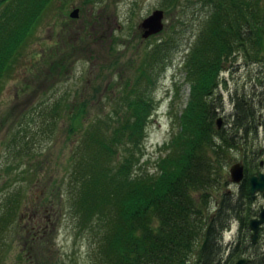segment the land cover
<instances>
[{
  "label": "rangeland",
  "instance_id": "obj_1",
  "mask_svg": "<svg viewBox=\"0 0 264 264\" xmlns=\"http://www.w3.org/2000/svg\"><path fill=\"white\" fill-rule=\"evenodd\" d=\"M74 7L79 15L72 19ZM155 9L164 11V29L142 38L139 24ZM207 12L200 0H49L0 77V206L8 193L20 195L17 217L4 234L0 264H92L95 241L77 228L65 195L61 200L56 195L79 136L70 131L75 119L67 105L85 101L77 118L83 129L121 116L124 89L152 88L140 165L153 171L188 101L183 66ZM171 33L175 46L169 59L149 60L154 43ZM220 78V129H233L238 100L250 102L257 119L255 127L238 133L239 143L225 166L226 183L213 193V205L225 192L237 199L239 185L228 176L231 164L253 159V172L264 173V58H250L237 48ZM147 80L152 84L146 85ZM251 206L256 215L264 207V194H257ZM244 233L232 219L222 242L234 247ZM259 235L257 245L247 244L243 254L237 243L232 264L240 257L264 255V226Z\"/></svg>",
  "mask_w": 264,
  "mask_h": 264
},
{
  "label": "trees",
  "instance_id": "obj_2",
  "mask_svg": "<svg viewBox=\"0 0 264 264\" xmlns=\"http://www.w3.org/2000/svg\"><path fill=\"white\" fill-rule=\"evenodd\" d=\"M200 1L209 12L183 66L189 98L153 171L140 165L153 109L152 88L124 89L121 116H108L109 121L98 120L83 129L77 118L85 101L67 105L75 119L70 131L79 136L56 195L58 200L65 195L77 228L95 241L92 264H232L229 258L238 251L237 243L243 245V254L247 244L255 247L260 238L252 244L248 226L255 215L248 180L257 167L253 159L244 162L247 175L236 200L225 192L213 205L211 197L226 183L225 166L229 151L239 143L238 133L255 127L250 102L238 100L231 132L217 129V89L223 65L235 49L256 60L264 58L263 0ZM5 2L0 14V77L49 0H0V5ZM174 46L171 33L154 43L149 60H168ZM1 201L0 249L17 217L20 195L8 193ZM231 219L238 220L245 233L234 247H227L222 232ZM247 259L246 264H264L261 253Z\"/></svg>",
  "mask_w": 264,
  "mask_h": 264
},
{
  "label": "water",
  "instance_id": "obj_3",
  "mask_svg": "<svg viewBox=\"0 0 264 264\" xmlns=\"http://www.w3.org/2000/svg\"><path fill=\"white\" fill-rule=\"evenodd\" d=\"M163 16L164 13L160 9L154 10L150 15L145 17L139 27L142 29L141 36L147 38L150 35L159 33L163 27ZM70 17H78V9L75 8L70 12ZM221 118L216 119L217 128H220ZM229 179L233 184H239L245 178V168L242 162H235L230 165L229 169ZM249 193L252 198L256 196L257 193H264V173L257 171L249 176ZM264 224V207H262L258 213L257 217L252 218L249 221V227L252 231V241L255 242L259 229ZM246 259H239L234 264H246Z\"/></svg>",
  "mask_w": 264,
  "mask_h": 264
},
{
  "label": "flooded vegetation",
  "instance_id": "obj_4",
  "mask_svg": "<svg viewBox=\"0 0 264 264\" xmlns=\"http://www.w3.org/2000/svg\"><path fill=\"white\" fill-rule=\"evenodd\" d=\"M34 217H35V216H34ZM34 217H33V218H34ZM37 218H38V217H37ZM39 219H40V218H39Z\"/></svg>",
  "mask_w": 264,
  "mask_h": 264
}]
</instances>
